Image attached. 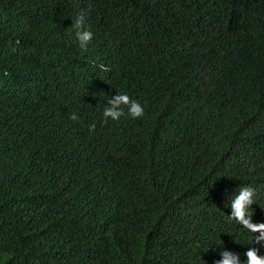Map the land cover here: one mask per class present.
Masks as SVG:
<instances>
[{
    "label": "trees",
    "instance_id": "16d2710c",
    "mask_svg": "<svg viewBox=\"0 0 264 264\" xmlns=\"http://www.w3.org/2000/svg\"><path fill=\"white\" fill-rule=\"evenodd\" d=\"M243 186L264 222V0H0V264L264 255Z\"/></svg>",
    "mask_w": 264,
    "mask_h": 264
},
{
    "label": "clouds",
    "instance_id": "9594fccd",
    "mask_svg": "<svg viewBox=\"0 0 264 264\" xmlns=\"http://www.w3.org/2000/svg\"><path fill=\"white\" fill-rule=\"evenodd\" d=\"M76 29V36L81 44V47H86L92 40L93 33L86 27V13L81 11L74 20L72 26ZM108 107L103 109V116L111 118V120H118L123 114L121 105H126L128 114L132 118H139L144 114V107L137 100L131 99L127 94L120 93L114 99L109 101ZM75 115L72 119H75ZM255 190L251 186H243L239 188L238 193L232 198L231 208L232 212L229 215L230 220H234L237 224L242 225L244 229L253 234V242L256 244H264V222L255 223L251 216L254 211ZM259 233V235H256ZM222 259L215 261V264H264V255L259 253L257 248H249L244 255L245 261H241L238 254L230 251H222Z\"/></svg>",
    "mask_w": 264,
    "mask_h": 264
}]
</instances>
